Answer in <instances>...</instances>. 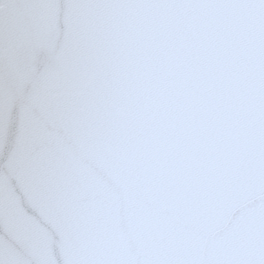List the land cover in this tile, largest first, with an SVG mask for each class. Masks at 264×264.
Instances as JSON below:
<instances>
[{
  "label": "water",
  "instance_id": "water-1",
  "mask_svg": "<svg viewBox=\"0 0 264 264\" xmlns=\"http://www.w3.org/2000/svg\"><path fill=\"white\" fill-rule=\"evenodd\" d=\"M0 264H264V0H0Z\"/></svg>",
  "mask_w": 264,
  "mask_h": 264
}]
</instances>
